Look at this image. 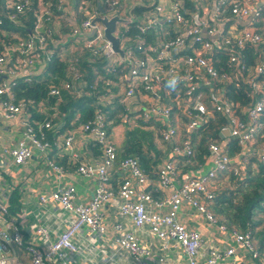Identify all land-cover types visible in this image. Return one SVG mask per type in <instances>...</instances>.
I'll list each match as a JSON object with an SVG mask.
<instances>
[{
    "label": "built area",
    "instance_id": "1",
    "mask_svg": "<svg viewBox=\"0 0 264 264\" xmlns=\"http://www.w3.org/2000/svg\"><path fill=\"white\" fill-rule=\"evenodd\" d=\"M63 1L70 11H65L62 16L70 26V33L61 43L62 46L47 50L48 39L40 32L43 21H47L50 15L49 8L44 7L38 15L34 36L19 37L18 43L10 47V51L16 52L18 57L13 60L7 56L9 52L0 55V78L8 77V80L0 83V116L7 121L19 115L25 118L22 138L5 151L14 165H27L35 148L46 158L59 181L69 174L68 169L49 158L51 145L45 132L53 128L52 122L29 121L26 105L15 103V97L8 92V87L18 77L38 75V71H43L56 57L71 58L75 48L72 41H79L94 59L106 57L112 69L124 62L130 64L122 80L127 108L131 111L139 107L144 117L155 116L167 121L163 137L164 141L172 144L173 156L193 157L194 148L189 141L178 145L179 122L170 124L173 109L164 100L175 101L183 107V114L189 118V131L207 125L214 112L227 116L228 125L222 129V134L229 131L230 137L238 142L243 152L231 158L225 153L224 144L211 143L208 147L210 168L193 172L183 180L178 177L176 165L167 160L160 168L158 187L169 193L164 200H155L146 192L149 178L137 159H118L117 147L107 131L106 115L99 108L91 120L78 127L88 141L100 148L99 160L94 163L81 161L80 154L74 148L76 134L68 133L64 141L65 152L70 162L76 165L77 173L84 179L97 181L94 194L89 200L78 202L77 189L73 185L43 193L39 199L42 206L59 203L67 216V228L50 240L47 228L39 227V237L44 244L36 246L25 243L17 221L7 218L9 196L0 192V264H18L10 256L13 244L25 249L30 255V264H50L54 260L68 264L73 256L80 254L76 241L78 237L91 240L93 236L108 233L104 208L116 197L123 203L118 212L121 221L113 226V245L139 264H148V259L152 257V251L141 239L142 233H149L162 241L165 250L170 245L181 249L187 257V264H240L233 260L237 250L247 254L252 264H264V255L255 249L251 233L231 231L219 224L206 204L215 196L213 183L219 173L229 171L238 175L247 156H256L264 163V146L256 148V134L264 113V59L257 60L255 67H248L242 56L245 46L264 44L254 27L255 20L264 11V0H95V3L90 1L88 6L82 4L78 11L74 0ZM32 3L33 0H2L0 27L4 26L5 21L17 24ZM137 6L150 9L137 19L131 10ZM100 7L103 8L102 12ZM227 9L229 19L223 18ZM80 15L84 18L80 19ZM103 16H119L132 21L119 24L116 31V36L121 39V48L125 50V61L114 53L112 44L105 37V27L99 22L93 24L94 19ZM228 21L235 24L229 26L225 34ZM135 23H138V41L144 39L149 29L156 30V45L147 46L138 42L136 49L142 53L141 57L134 53V43L129 36L130 25ZM89 34L93 36H87ZM223 55L227 57L228 70L218 67ZM68 70L72 75L69 81L64 82V88L76 91L78 86L84 87L82 75L74 63H69ZM173 79H176L175 86L181 91L165 98L163 86L170 85ZM232 83L247 85L252 98L249 104L233 105L227 101L226 92L219 86ZM106 84L110 86L112 81L108 80ZM60 94V89L50 91L54 97ZM4 95H8V101L3 100ZM239 109L245 115V120L236 116ZM116 164L115 172L121 181L117 193L112 189L109 172ZM186 206L196 210L210 224L218 226L221 233L226 232L234 246L223 251L216 247L207 248L201 232L189 228L180 220ZM126 219L131 227L122 222Z\"/></svg>",
    "mask_w": 264,
    "mask_h": 264
},
{
    "label": "trees",
    "instance_id": "2",
    "mask_svg": "<svg viewBox=\"0 0 264 264\" xmlns=\"http://www.w3.org/2000/svg\"><path fill=\"white\" fill-rule=\"evenodd\" d=\"M95 0H74L76 10L82 4L89 5ZM2 0H0L1 4ZM189 6V5H188ZM49 8V19L43 21L40 32L48 39L47 50H54L62 46L61 43L70 33V26L62 18L65 14L66 3L63 0H33L31 8L20 17L17 24L5 21L0 27V55L8 53L7 56L15 60L18 55L11 52L10 47L18 43V38H28L35 34L38 24V15L43 8ZM150 8L137 6L132 8L134 16L141 18L142 14ZM70 12V11H69ZM80 19L84 16L80 15ZM223 18L229 19L230 12L227 9ZM228 21L226 26L234 25ZM130 25V41L134 43V53L141 57L142 53L136 49L138 42L147 46L156 45V30L149 29L144 39L138 41L136 38V26ZM254 27L264 40V11L254 22ZM75 48L71 58L68 56L56 57L47 64L39 75L21 76L11 82L8 92L15 97V103H24L29 121L50 120L53 128L45 133L47 141L55 147L58 134L55 126L64 123L66 129L78 128L81 124L91 120L97 109L101 108L106 115L107 131L112 134L114 128L119 124L125 125V135L120 144H115L118 151V159L128 157L137 159L140 168L148 175L149 183L145 189L155 200L164 197V192L158 187L161 167L169 160L172 161L178 171V177L183 180L187 175L210 168L208 147L211 143L224 146L225 153L231 158L236 157L243 149L238 142L231 137H222V129L228 125V117L214 112L211 120L202 128L189 131L187 123L189 118L183 114V107L178 106L175 101L164 100V103L172 107L171 123L180 127V138L178 145L189 141L194 148L193 157L173 156V146L164 141L163 132L167 127V121L160 117L146 118L143 110L137 107L128 110L123 87V77L127 74L130 64L124 62L115 68H111L106 57L94 59L89 51L81 46L79 41H72ZM78 47V49H76ZM243 61L248 67H255L257 60L264 59V44L260 46L247 45L242 49ZM71 60V61H70ZM74 63L76 70L82 75L84 87H77L76 91L64 88V82L69 81L72 73L68 70L69 63ZM218 67L228 70L227 57H220ZM27 78H29L27 80ZM112 84L107 86L106 81ZM258 80H261L259 78ZM60 89L59 97L50 95L52 89ZM226 92V99L233 105H246L252 101L249 96L247 85L232 83L219 86ZM163 96L175 95L181 88L176 86H163ZM113 96V97H112ZM185 96V94L183 95ZM261 97H258L260 99ZM3 100H9L4 95ZM256 101V99H255ZM236 116L245 120L241 110H237ZM264 146V113L260 122V128L256 134V148ZM51 152V151H50ZM53 159V154L51 153ZM58 163V162H56ZM59 164V163H58ZM240 173H219L213 186L215 196L206 201L208 209L214 214L219 224L239 233H251L255 249L264 255V163L256 156L245 157ZM21 210L20 193L16 189L9 197L8 219L19 222L18 213Z\"/></svg>",
    "mask_w": 264,
    "mask_h": 264
},
{
    "label": "crops",
    "instance_id": "3",
    "mask_svg": "<svg viewBox=\"0 0 264 264\" xmlns=\"http://www.w3.org/2000/svg\"><path fill=\"white\" fill-rule=\"evenodd\" d=\"M74 2L71 3V5ZM42 73V69L38 71V75ZM24 116L19 115L14 120H5L0 116V192H4L6 196L13 194L14 190L20 193L21 210L18 213V227L22 233L25 243H32L36 246H43L44 241L40 239L38 228L45 226L48 231L50 240L62 233L67 228L66 215L59 203H54L50 207L42 206L40 196L53 190L64 189L68 185H73L77 189L78 202H85L91 198L97 187L96 180L84 179L76 171V165L72 164L65 152L64 141L68 133L76 134L74 148L81 156L82 162L94 163L99 160L101 150L97 144L88 141L86 136L79 131L78 128L66 129L64 123L55 126V133L58 134V140L55 147L51 145L50 160L58 162V165L68 169L69 174L59 181L55 172L50 168L46 158L42 156L37 149L33 148L34 155L27 165L21 167L14 165L11 157L5 152L7 149L14 147L22 138L25 132L23 121ZM53 154V159L51 158ZM14 168L12 172L10 168ZM110 169L111 185L115 193L118 192L120 179L116 174V169ZM4 175L8 176L7 178ZM22 175V177H20ZM164 192V191H163ZM169 191L164 192V200L168 196ZM8 197V198H9ZM9 201V200H8ZM122 201L116 197L111 203L104 208L106 214V229L108 233L105 236H93L89 238L78 237L76 239L80 254H77L68 261V264H139L133 257L118 250L113 245L114 230L113 226L116 222L121 221L118 212ZM180 220L189 228L201 232L207 248L216 247L221 251L234 246L232 238L226 233H221L218 226L212 225L209 221L197 214V211L191 207H184ZM124 224L131 227L128 219L122 220ZM141 239L143 243L152 251V257L148 259V264H187V257L181 249H177L170 245L168 250L162 247V241L153 237L149 233H142ZM12 256L18 264H30V255L24 248L11 247ZM162 260V261H161ZM233 260L240 264H252L249 256L242 251L237 250ZM50 264H64V261L54 260Z\"/></svg>",
    "mask_w": 264,
    "mask_h": 264
},
{
    "label": "water",
    "instance_id": "4",
    "mask_svg": "<svg viewBox=\"0 0 264 264\" xmlns=\"http://www.w3.org/2000/svg\"><path fill=\"white\" fill-rule=\"evenodd\" d=\"M100 10L102 12L103 8L100 7ZM96 22L101 23L105 27V37L112 44V49L114 53L120 55V57L125 61L126 60L125 50L121 48V39L120 37L116 36V31L119 24H124V23L128 24V23H132V21L125 20L119 16H115L112 18L103 16L94 19L93 24H95ZM87 36L91 37L93 36V34H89ZM3 80H8V77L0 78V83ZM222 137L223 138L230 137L229 131L225 132L224 135H222ZM12 246L14 247V249H17V246L15 244H13Z\"/></svg>",
    "mask_w": 264,
    "mask_h": 264
},
{
    "label": "rangeland",
    "instance_id": "5",
    "mask_svg": "<svg viewBox=\"0 0 264 264\" xmlns=\"http://www.w3.org/2000/svg\"><path fill=\"white\" fill-rule=\"evenodd\" d=\"M113 97V96H112ZM125 125L124 124H119L118 126H116L112 132V134H110V139L113 143H117V144H120L121 141H123L124 139V135H125ZM24 167L25 166H22L21 167V172L23 173V170H24ZM14 168H17V167H13V168H10V170L12 172H15V169ZM0 172H2V170H0ZM4 177H8L6 175H4ZM22 177V175L20 176Z\"/></svg>",
    "mask_w": 264,
    "mask_h": 264
},
{
    "label": "clouds",
    "instance_id": "6",
    "mask_svg": "<svg viewBox=\"0 0 264 264\" xmlns=\"http://www.w3.org/2000/svg\"><path fill=\"white\" fill-rule=\"evenodd\" d=\"M169 84L171 85V86H175V84H176V79H173V80H171L170 82H169Z\"/></svg>",
    "mask_w": 264,
    "mask_h": 264
}]
</instances>
